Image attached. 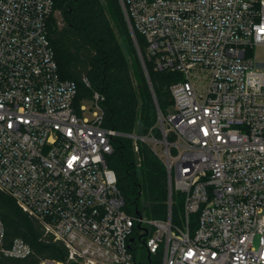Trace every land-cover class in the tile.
Instances as JSON below:
<instances>
[{
  "label": "built area",
  "instance_id": "2783aa9c",
  "mask_svg": "<svg viewBox=\"0 0 264 264\" xmlns=\"http://www.w3.org/2000/svg\"><path fill=\"white\" fill-rule=\"evenodd\" d=\"M120 1L145 69L176 76L161 138L104 127L97 93L90 118L75 105L48 37L51 0H0V193L64 246L65 263L39 264H140L137 244L160 264H264V61L253 52L264 0ZM117 137L163 161L166 219L124 210L105 161ZM31 253L0 220V254Z\"/></svg>",
  "mask_w": 264,
  "mask_h": 264
},
{
  "label": "trees",
  "instance_id": "16d2710c",
  "mask_svg": "<svg viewBox=\"0 0 264 264\" xmlns=\"http://www.w3.org/2000/svg\"><path fill=\"white\" fill-rule=\"evenodd\" d=\"M53 13L48 21V37L62 79L77 87L75 105L99 95L104 127L121 133L152 134L161 138L156 105L132 41L119 0H51ZM144 56L142 37L134 30ZM157 106L166 115L172 106L171 73H157L145 59ZM88 81V86L83 82ZM167 137V140H171ZM106 164L116 175L124 210L133 216L164 220L168 214V179L163 161L140 143L138 152L124 137L112 142ZM172 222L181 211L182 197L172 192ZM0 220L8 242L23 239L32 253L26 258L0 254V264H39L44 260L66 261L60 242L44 232L41 224L20 210L13 200L0 193ZM140 264H160L159 254L147 256L135 246Z\"/></svg>",
  "mask_w": 264,
  "mask_h": 264
},
{
  "label": "water",
  "instance_id": "95a60500",
  "mask_svg": "<svg viewBox=\"0 0 264 264\" xmlns=\"http://www.w3.org/2000/svg\"><path fill=\"white\" fill-rule=\"evenodd\" d=\"M119 3H120V6H121V8H122V12H123V14H124V17H125L126 23H127V25H128V29H129V32H130V35H131L132 41H133V43H134V46H135V48H136L137 55H138V58H139V60H140L141 66H142V68H143V71H144V74H145L146 80H147L148 85H149V87H150V90H151V93H152V96H153V99H154V102H155V105H156L157 113L159 114L160 111H159V108H158L157 103H156L155 95H154L153 88H152L151 83H150V80H149L148 73H147V71H146V69H145V67H144V64H143V61H142V58H141V54H140V51H139V48H138V45H137V42H136V39H135V35H134V33H133L132 29H131L130 23H129L128 18H127V15H126V13H125V11H124L123 6L121 5V1H120V0H119ZM169 200H170V193H169V186H168V201H169Z\"/></svg>",
  "mask_w": 264,
  "mask_h": 264
},
{
  "label": "rangeland",
  "instance_id": "374dc122",
  "mask_svg": "<svg viewBox=\"0 0 264 264\" xmlns=\"http://www.w3.org/2000/svg\"><path fill=\"white\" fill-rule=\"evenodd\" d=\"M253 52H254V54H255V56H256L258 61H260V62L264 61V49L262 47L255 48ZM79 105L84 106L86 108L85 116H87L89 118L91 117V111H90L91 109H92V112L93 111H97V109H95L92 106V102L90 100H84L83 99V100L80 101ZM156 125L159 126L158 122H157ZM158 150H159V148H158ZM154 263L155 264H159V262L158 263L154 262Z\"/></svg>",
  "mask_w": 264,
  "mask_h": 264
}]
</instances>
